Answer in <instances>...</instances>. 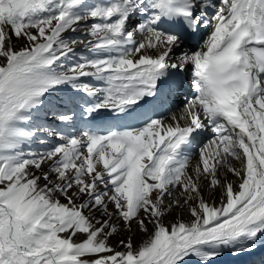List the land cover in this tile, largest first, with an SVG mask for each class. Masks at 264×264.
Wrapping results in <instances>:
<instances>
[{
    "label": "snow or ice",
    "instance_id": "snow-or-ice-1",
    "mask_svg": "<svg viewBox=\"0 0 264 264\" xmlns=\"http://www.w3.org/2000/svg\"><path fill=\"white\" fill-rule=\"evenodd\" d=\"M0 264H264V0H0Z\"/></svg>",
    "mask_w": 264,
    "mask_h": 264
},
{
    "label": "rangeland",
    "instance_id": "rangeland-1",
    "mask_svg": "<svg viewBox=\"0 0 264 264\" xmlns=\"http://www.w3.org/2000/svg\"><path fill=\"white\" fill-rule=\"evenodd\" d=\"M79 35V34H76ZM22 46V42L21 45ZM78 53L87 54L86 50L83 48H77ZM96 83V82H95ZM183 104V103H181ZM183 106V105H182ZM170 117V114H167V118ZM35 149L43 151L44 146L37 143L33 146ZM62 202H64L62 200ZM189 214L187 212H182L179 209L173 208L172 211L164 218L165 224H170L172 222H175L177 219L188 221L189 220ZM133 229L135 234L133 235V241L135 244L139 245L144 239H146V235L143 233H140L136 231L135 225H133ZM149 229L151 230V225H149ZM130 234L123 228H121L120 232L118 234H114L113 237L110 238V244L112 247L116 248L117 250H122V248L119 246V242L121 239H127Z\"/></svg>",
    "mask_w": 264,
    "mask_h": 264
},
{
    "label": "bare ground",
    "instance_id": "bare-ground-1",
    "mask_svg": "<svg viewBox=\"0 0 264 264\" xmlns=\"http://www.w3.org/2000/svg\"><path fill=\"white\" fill-rule=\"evenodd\" d=\"M207 32H208V30L206 29V32H205V34H204L205 36L207 35ZM181 103H183V106H181L180 108L177 107V109L170 111V112H169L170 116H171L172 113H178L179 110H180L181 108L184 107L186 101L184 102V100H181ZM164 112H165V111H164ZM166 118H167V117H166ZM164 119H165V118H164ZM206 134L210 135V138H208L207 140L213 138V134H212L210 131H209V132H206ZM205 141H206V140H205ZM205 141H203V142H205ZM193 147H194V148H197V147H198V141H197V144H195ZM193 163H195V160H193ZM229 179H231V180H235V177H233V176H231V174H229ZM218 202H219V200H218V196H217V203H218Z\"/></svg>",
    "mask_w": 264,
    "mask_h": 264
}]
</instances>
